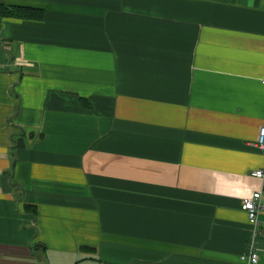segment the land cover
Wrapping results in <instances>:
<instances>
[{"label":"crops","instance_id":"0c3cea01","mask_svg":"<svg viewBox=\"0 0 264 264\" xmlns=\"http://www.w3.org/2000/svg\"><path fill=\"white\" fill-rule=\"evenodd\" d=\"M262 78L264 0H0V264H241Z\"/></svg>","mask_w":264,"mask_h":264},{"label":"built area","instance_id":"2783aa9c","mask_svg":"<svg viewBox=\"0 0 264 264\" xmlns=\"http://www.w3.org/2000/svg\"><path fill=\"white\" fill-rule=\"evenodd\" d=\"M262 84L264 85V78H262ZM255 145L264 152V126L259 131ZM252 175L264 181L263 169L253 171ZM242 209L248 216L251 239L247 250L240 256V262L241 264H259L260 257L256 249V240L264 235V221L261 219L264 215V186L243 201Z\"/></svg>","mask_w":264,"mask_h":264},{"label":"trees","instance_id":"16d2710c","mask_svg":"<svg viewBox=\"0 0 264 264\" xmlns=\"http://www.w3.org/2000/svg\"><path fill=\"white\" fill-rule=\"evenodd\" d=\"M15 9V11H14ZM33 11V9L29 8H22V7H15L11 8V11L9 12L10 15H16L21 18H29L32 17L29 12Z\"/></svg>","mask_w":264,"mask_h":264}]
</instances>
